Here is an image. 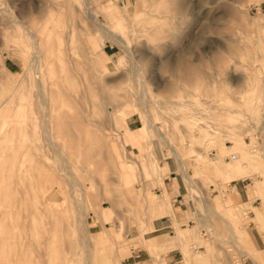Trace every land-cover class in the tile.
<instances>
[{"label": "rangeland", "instance_id": "374dc122", "mask_svg": "<svg viewBox=\"0 0 264 264\" xmlns=\"http://www.w3.org/2000/svg\"><path fill=\"white\" fill-rule=\"evenodd\" d=\"M174 261L264 264V0H0V264Z\"/></svg>", "mask_w": 264, "mask_h": 264}, {"label": "crops", "instance_id": "0c3cea01", "mask_svg": "<svg viewBox=\"0 0 264 264\" xmlns=\"http://www.w3.org/2000/svg\"><path fill=\"white\" fill-rule=\"evenodd\" d=\"M165 168V166H163ZM163 168V169H164ZM169 176L164 178L163 188L165 186V189H163V193H167L171 199L172 207L174 210V214L176 218L178 219L184 211L191 208V202L187 201L185 199L186 195V187L183 182V177L180 173L175 172L174 170L169 171ZM231 187L234 188L235 192H231V198L240 197V188L236 182L230 183ZM165 192V193H164ZM230 201V199H228ZM168 224L170 225V222L168 219L166 220H158L154 223L155 228L154 230H158L162 227V225ZM157 237V236H155ZM133 259V258H132ZM176 261H174L175 264ZM252 262L256 263L253 258ZM136 263V262H135Z\"/></svg>", "mask_w": 264, "mask_h": 264}, {"label": "bare ground", "instance_id": "6f19581e", "mask_svg": "<svg viewBox=\"0 0 264 264\" xmlns=\"http://www.w3.org/2000/svg\"><path fill=\"white\" fill-rule=\"evenodd\" d=\"M89 9V8H88ZM86 10V12H87V17L89 18V19H92L94 16H93V13H92V11H90V10ZM91 21H94L93 19L91 20ZM26 26V29H27V31L29 32V35L30 36H36L37 34H35L34 32H33V30H31L30 28H28L27 27V25H25ZM42 39L43 38H39V42L41 43L42 42V44H40V45H42V46H40V48H39V45H36L35 46V50H33V51H35V55H37V54H39L40 52H41V50H42V47H43V41H42ZM37 41V40H36ZM39 44V43H38ZM50 48V44H47L46 45V47L44 48L45 50H44V53H46L47 51H48V49ZM23 51V50H22ZM217 162H218V160H217ZM50 196V195H49ZM51 200L52 199H50V197H46L45 199H42L41 200V202L42 203H50L51 202ZM48 207V206H47ZM47 207L44 209V211L45 210H47ZM66 211V210H65ZM31 212V215H30V219L31 220H34V217H35V219L37 218V214H36V212L35 211H30ZM29 212V213H30ZM24 216H22V218H23ZM59 219V218H58ZM60 221H61V218L59 219ZM60 223V222H59Z\"/></svg>", "mask_w": 264, "mask_h": 264}, {"label": "built area", "instance_id": "2783aa9c", "mask_svg": "<svg viewBox=\"0 0 264 264\" xmlns=\"http://www.w3.org/2000/svg\"><path fill=\"white\" fill-rule=\"evenodd\" d=\"M167 218H164V220H166ZM160 229H165L167 231H170L171 230V226L168 225V224H164L162 225V227ZM138 257V254H134L132 258H137Z\"/></svg>", "mask_w": 264, "mask_h": 264}]
</instances>
